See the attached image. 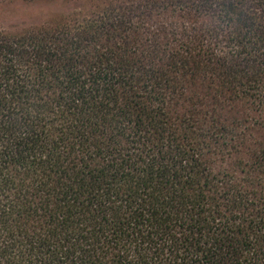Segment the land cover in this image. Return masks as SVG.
I'll list each match as a JSON object with an SVG mask.
<instances>
[{
  "label": "trees",
  "instance_id": "trees-1",
  "mask_svg": "<svg viewBox=\"0 0 264 264\" xmlns=\"http://www.w3.org/2000/svg\"><path fill=\"white\" fill-rule=\"evenodd\" d=\"M0 264H264V0L0 28Z\"/></svg>",
  "mask_w": 264,
  "mask_h": 264
},
{
  "label": "rangeland",
  "instance_id": "rangeland-1",
  "mask_svg": "<svg viewBox=\"0 0 264 264\" xmlns=\"http://www.w3.org/2000/svg\"><path fill=\"white\" fill-rule=\"evenodd\" d=\"M109 0H77L72 11L69 4L61 5L52 0H0V28H15L32 22L49 24L61 16H70L81 11L87 12L97 6H103Z\"/></svg>",
  "mask_w": 264,
  "mask_h": 264
}]
</instances>
